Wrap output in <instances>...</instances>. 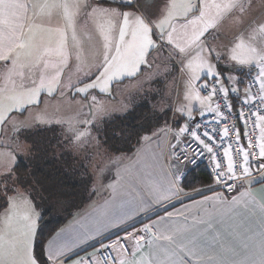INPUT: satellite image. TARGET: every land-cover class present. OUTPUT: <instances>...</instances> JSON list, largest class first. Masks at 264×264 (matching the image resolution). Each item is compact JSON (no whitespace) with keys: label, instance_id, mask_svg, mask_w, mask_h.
Returning <instances> with one entry per match:
<instances>
[{"label":"rangeland","instance_id":"rangeland-1","mask_svg":"<svg viewBox=\"0 0 264 264\" xmlns=\"http://www.w3.org/2000/svg\"><path fill=\"white\" fill-rule=\"evenodd\" d=\"M223 1L232 11L224 17L223 27L232 26L240 35L234 42L226 41L222 50L216 43L214 53L206 39L199 43L189 36L190 23L201 16L182 19L186 14L170 11L165 35L155 25V31L145 32L133 19L128 32V8L117 13L110 38H102L99 44L31 43L30 36L39 33H28L26 28L18 49H5L9 59L0 66V264H39L34 244L45 212L65 218L66 224L78 219V209L73 208L80 206L79 198L54 194L59 186L49 177L54 176L50 170L36 175L30 185L11 176L20 159L26 165L31 162L28 153L34 151L31 147L29 151V145L35 147L41 133L46 142L56 144L58 152L59 146L63 148L59 153L66 156L68 167L81 170L77 180L87 190L85 199L99 206L102 229L183 191L174 183L179 166L166 145L173 151L175 140L184 138L187 123L209 110L212 99L200 93L204 82L215 77L229 89H243L248 72L264 61V2L245 0L233 9L231 0ZM89 20L86 15V25ZM65 34L61 35H69ZM225 57L238 71L233 79L210 73L215 66L225 68ZM140 104H150L161 119L138 136L133 153L118 154L104 147L109 136L103 134L117 135L116 119ZM172 115L175 124L169 133ZM36 153L43 152L38 148ZM63 227L48 240L45 251L50 240L60 242L67 236L68 232L61 234Z\"/></svg>","mask_w":264,"mask_h":264},{"label":"crops","instance_id":"crops-1","mask_svg":"<svg viewBox=\"0 0 264 264\" xmlns=\"http://www.w3.org/2000/svg\"><path fill=\"white\" fill-rule=\"evenodd\" d=\"M241 1L245 0H231L230 5L235 9ZM227 5L229 2L225 5L223 0H0V66L9 59L5 49H18L26 28L28 33H39L30 36L31 43L44 40L46 45L54 46L61 40L88 47L93 42L101 43L102 38H110L117 13L126 12L125 8H128V32L133 19L145 32L155 31V25L165 35L169 31L170 20L166 16L170 11L174 15L186 14L182 19L187 15L193 19L201 16L190 23L189 36L199 43L206 39L207 48L214 53L216 43L222 50L226 41L234 42L240 35L232 26L223 27V21L232 13ZM86 15L90 17L87 25ZM66 32L67 37L61 35ZM165 37L167 41L168 35ZM222 63L226 65L224 69L215 66L210 73L233 79L232 74L238 72L236 66L226 57ZM183 140L182 137L178 143ZM167 156L165 151V160ZM185 174L186 170L179 166V179L174 182L179 189ZM204 191L207 193L204 196L165 211L183 201L182 197L197 193L181 191L157 207L103 229L99 206H91L89 202L79 204L83 206L73 208L78 209V219L67 223L61 231V234L68 232L67 236L60 242L50 240L45 251L47 264H84L80 256L98 241L160 211L165 212L121 236L131 247L130 257L117 249L116 239L108 242L116 248L119 264H264V180L249 179L229 195L207 188ZM73 226L75 229L69 233Z\"/></svg>","mask_w":264,"mask_h":264},{"label":"built area","instance_id":"built-area-1","mask_svg":"<svg viewBox=\"0 0 264 264\" xmlns=\"http://www.w3.org/2000/svg\"><path fill=\"white\" fill-rule=\"evenodd\" d=\"M178 68L181 71V66ZM200 93L212 103L208 111L187 123L183 142L175 140L172 152L177 165L186 172L206 168L212 181L207 190L228 195L249 179L264 180V62L248 72L243 89H229L212 78L204 82ZM174 124L172 115L169 133ZM116 240L117 249L130 257L127 241ZM91 249L82 253L80 262L119 264L116 248L108 242L99 241Z\"/></svg>","mask_w":264,"mask_h":264},{"label":"trees","instance_id":"trees-1","mask_svg":"<svg viewBox=\"0 0 264 264\" xmlns=\"http://www.w3.org/2000/svg\"><path fill=\"white\" fill-rule=\"evenodd\" d=\"M160 119V114H156L150 104H140L130 114L116 119V122L118 124L117 135H114L113 138H111L112 136L110 135V133L103 134L109 136L108 140L103 142V145L110 151H113L118 154H132L133 150L135 149L138 136L143 131L148 130L152 127V121L158 122V120ZM44 135V133H41L39 135L41 136V141H39L37 144H42L41 146H37V144L35 147L29 145V151L30 147L32 148L31 150L34 151L28 153V156H30L28 160H30L31 162L26 165L24 164L25 162L20 159L18 161V166L16 170L11 176H14L16 178L17 183L20 182L25 185H30L34 182L33 180L36 175L44 176L46 173L49 172L48 170H50L54 176L49 175V177L57 181V184L59 186V189L56 190L54 194L62 195L63 198L68 195L70 200H73L74 198H79L80 204H85L86 202H88V199H85L84 194L87 190L82 188L81 181L77 180L80 177L81 170L79 169L77 173L74 171V169L68 167L67 158H65L66 156L64 157L63 154L59 153L62 152L63 148L59 146L58 152L55 148L56 144L49 143L48 141L46 142ZM38 148L43 153H39V155H37L36 149ZM90 175L91 172L89 171V177ZM17 176L20 178L19 181ZM91 178L92 177L86 180L88 184L90 183ZM82 183L84 184V182ZM211 183L212 181L206 168L200 167L194 170L187 171L184 179L180 183V187L185 193L197 192L196 195H192L191 197L182 199L183 201L177 202L175 205L173 204L165 211L170 210L174 206L180 205L182 202H187L192 199L204 196L205 194H207L204 190L208 188ZM33 195L35 196V194ZM1 209L2 203L0 201V210ZM165 211H160L147 219L134 223L114 233L113 235L106 237L104 240H102V242L107 243L112 240H115L123 236L127 232H130L142 226L149 220L160 216ZM66 221L67 220L65 218H62L60 216L54 217V214L51 211L45 212L44 215L41 217L34 244V257L40 264H47L45 254L46 244L48 240L52 238L66 224ZM91 248L92 247H90L89 249Z\"/></svg>","mask_w":264,"mask_h":264},{"label":"flooded vegetation","instance_id":"flooded-vegetation-1","mask_svg":"<svg viewBox=\"0 0 264 264\" xmlns=\"http://www.w3.org/2000/svg\"><path fill=\"white\" fill-rule=\"evenodd\" d=\"M1 190V189H0Z\"/></svg>","mask_w":264,"mask_h":264}]
</instances>
